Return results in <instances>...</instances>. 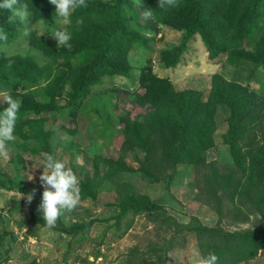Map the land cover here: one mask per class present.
<instances>
[{"label": "trees", "instance_id": "obj_1", "mask_svg": "<svg viewBox=\"0 0 264 264\" xmlns=\"http://www.w3.org/2000/svg\"><path fill=\"white\" fill-rule=\"evenodd\" d=\"M13 7H25L30 15L26 28L10 10L0 9V36L4 37L0 39V89H8L6 97L19 103L14 134L22 142H16L17 147L33 154L49 148L51 133L42 115L66 113L75 123L78 108L104 78L132 80L129 53L134 48L147 52L149 33L155 36L164 27L181 32L179 44L159 54L165 69L179 64L196 36L210 60L222 55L229 66L248 67L245 83L213 74L206 97L195 89L178 91L167 77L153 73L150 67L140 68L133 105L142 98L147 112L137 119L131 118V110L120 116L119 158L95 156L92 174L78 182L79 199L96 200L98 188L119 174L134 173L149 183L169 186L179 167H192L198 195L218 217L215 227H195L201 257L214 253L216 264H247L255 258L264 245V224L233 232L218 225L248 218L245 211L258 215L264 223V92L249 87L256 72L264 69V0H175L171 7H161L157 0H85L66 25L70 48L56 45L30 28L37 22L47 29L56 26L55 5L49 0H16ZM24 33L31 50L39 52L44 62L31 54L4 53L1 46L15 44ZM6 107L7 99L0 111ZM220 107L227 111L223 142L232 162L222 166L206 156L215 146V114ZM75 128L67 132L74 133ZM28 141L37 143L36 147L29 148ZM132 151L142 154V158L135 157L137 169L125 161ZM1 183L12 190L17 180L0 173ZM120 196L112 205L118 209L117 222L129 213L156 214L166 224L163 207L147 195ZM34 220L44 225L43 220ZM94 222H74L59 230L74 238ZM6 235L0 232V250Z\"/></svg>", "mask_w": 264, "mask_h": 264}, {"label": "rangeland", "instance_id": "obj_2", "mask_svg": "<svg viewBox=\"0 0 264 264\" xmlns=\"http://www.w3.org/2000/svg\"><path fill=\"white\" fill-rule=\"evenodd\" d=\"M55 23L56 26L49 29L41 22L30 28L38 35L55 41L51 36L53 29L66 28L67 25L59 18ZM25 25L27 28L26 22ZM147 35L151 37L149 50L134 48L129 53L132 80L120 76L104 78L92 88L91 95L78 108L77 124L71 122L66 113L42 115L51 133L46 152L39 148L33 154L30 149L17 147L22 140L13 133L9 155L0 156V173L6 179L17 180L12 190L7 184L0 185V232L7 233L0 250V264H193L196 254L201 257L195 227H215L218 217L198 195L193 185L192 167H179L169 186L149 183L134 173L119 174L98 188L96 200L79 199L71 212L58 217L54 226L46 227L34 220H42L37 211L43 191L39 182L42 170L37 167H41L43 153H51L62 160L78 179L92 174L91 164L95 156L119 158L122 143L120 116L131 110V118L137 119L147 112L142 98L133 105L132 92L138 89L140 68L150 67L153 73L170 79L176 90L195 89L203 97L208 94L213 74L241 83L246 81L247 66H229L222 55L210 60L198 36L187 44L179 64L165 69L159 62V54L178 45L181 32L164 27L155 36ZM25 37L24 33L15 44L1 46L2 50L6 55L31 54L39 63L44 62L46 59L31 50ZM249 87L253 91L264 92V69L256 72L249 81ZM7 91L6 88L0 89V105L7 99ZM226 113L221 107L216 111L215 146L206 154L208 161L219 166L232 163L228 147L223 142V133L227 129ZM73 127L74 133L67 132ZM27 145L35 148L37 143L28 141ZM136 156L142 158L138 151L125 155L126 163L134 169L138 168ZM100 168L102 173L104 168ZM121 193L147 195L163 207L166 224L156 214L133 216L129 213L117 222L118 209L112 205L119 200ZM29 196L32 197L30 201L27 199ZM245 212L248 218H242L240 222L227 220L218 226L228 232L262 227L264 223L258 215ZM89 220H94V224L74 238L59 230L65 227L63 225ZM247 264H264V245Z\"/></svg>", "mask_w": 264, "mask_h": 264}, {"label": "clouds", "instance_id": "obj_3", "mask_svg": "<svg viewBox=\"0 0 264 264\" xmlns=\"http://www.w3.org/2000/svg\"><path fill=\"white\" fill-rule=\"evenodd\" d=\"M16 0H0V9H8L11 14L21 22H25L30 13L25 7L14 8ZM55 5L56 17L63 24H68L70 15L77 8L84 6L85 0H49ZM161 7L174 6L175 0H157ZM52 38L56 41V45L70 48L68 43L71 39L70 33L66 28L53 29ZM0 39H4L0 36ZM8 107L0 111V156L7 157L10 152L11 145L8 142L14 140V128L16 123V113L19 103L11 96L7 97ZM41 160L42 170L39 176L40 186L43 189L42 198L38 205L37 211L41 214V218L46 227L55 225L59 216L66 212H71L79 201V182L71 167L54 157L51 153H43ZM29 201L31 196L27 198ZM217 256L214 253H208L204 257L196 254L193 264H216Z\"/></svg>", "mask_w": 264, "mask_h": 264}]
</instances>
